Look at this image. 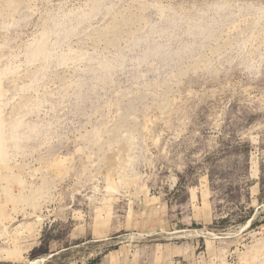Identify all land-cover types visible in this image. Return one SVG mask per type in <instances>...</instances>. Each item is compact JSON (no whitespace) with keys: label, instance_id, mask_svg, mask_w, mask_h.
<instances>
[{"label":"rangeland","instance_id":"374dc122","mask_svg":"<svg viewBox=\"0 0 264 264\" xmlns=\"http://www.w3.org/2000/svg\"><path fill=\"white\" fill-rule=\"evenodd\" d=\"M264 264V0H0V264Z\"/></svg>","mask_w":264,"mask_h":264},{"label":"bare ground","instance_id":"6f19581e","mask_svg":"<svg viewBox=\"0 0 264 264\" xmlns=\"http://www.w3.org/2000/svg\"><path fill=\"white\" fill-rule=\"evenodd\" d=\"M36 262H37V261H35V260H34V261H30V264H35Z\"/></svg>","mask_w":264,"mask_h":264}]
</instances>
